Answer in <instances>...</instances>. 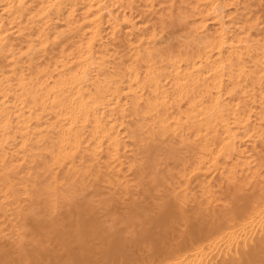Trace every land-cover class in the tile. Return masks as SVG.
Here are the masks:
<instances>
[{
    "label": "bare ground",
    "instance_id": "obj_1",
    "mask_svg": "<svg viewBox=\"0 0 264 264\" xmlns=\"http://www.w3.org/2000/svg\"><path fill=\"white\" fill-rule=\"evenodd\" d=\"M262 20V0H0V228L57 177L91 189L190 166L216 187L255 175L258 195Z\"/></svg>",
    "mask_w": 264,
    "mask_h": 264
},
{
    "label": "snow or ice",
    "instance_id": "obj_2",
    "mask_svg": "<svg viewBox=\"0 0 264 264\" xmlns=\"http://www.w3.org/2000/svg\"><path fill=\"white\" fill-rule=\"evenodd\" d=\"M189 167L177 175L155 166L147 181L131 185L102 174L91 189L58 177L33 184L5 215L0 264H264V148L258 195L255 175L241 182L228 174L216 187ZM193 182L200 188L190 194Z\"/></svg>",
    "mask_w": 264,
    "mask_h": 264
}]
</instances>
